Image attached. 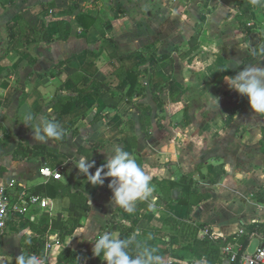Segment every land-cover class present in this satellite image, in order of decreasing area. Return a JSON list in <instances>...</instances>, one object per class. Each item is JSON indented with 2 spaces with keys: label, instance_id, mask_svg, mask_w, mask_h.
Here are the masks:
<instances>
[{
  "label": "crops",
  "instance_id": "obj_1",
  "mask_svg": "<svg viewBox=\"0 0 264 264\" xmlns=\"http://www.w3.org/2000/svg\"><path fill=\"white\" fill-rule=\"evenodd\" d=\"M80 15L94 19L83 25ZM216 34L219 54L210 56L223 90H185L178 99V90L143 88L167 76L138 58L147 46L173 58L175 85L182 79L177 50L205 46ZM247 67L264 68V0H0V184L16 180L0 264H16L21 254L60 264L66 248L80 251V264H107L92 249L108 224L118 237L128 227L143 237L195 222L238 243L251 231L246 250L253 251L264 237V113L225 80ZM132 71L138 90L123 78ZM92 80L104 88L94 90ZM214 94L230 107H205ZM45 120L63 129L59 139L34 137L32 126ZM116 146L152 177L151 196L136 200L132 213L112 199L111 177L91 195L94 185L76 167L84 156L96 162L94 173ZM44 165H63L62 178L44 177ZM79 192L89 208L81 226L64 234L53 225L70 223ZM28 195L41 202L16 211Z\"/></svg>",
  "mask_w": 264,
  "mask_h": 264
},
{
  "label": "clouds",
  "instance_id": "obj_2",
  "mask_svg": "<svg viewBox=\"0 0 264 264\" xmlns=\"http://www.w3.org/2000/svg\"><path fill=\"white\" fill-rule=\"evenodd\" d=\"M257 0H253L256 3ZM229 87L248 98L251 109L256 113H264V68L247 67L235 76H226ZM33 135L39 140L46 138L59 139L63 129L53 120H45L42 124H34ZM114 155L110 154L106 162L95 168L91 173L89 169L95 166V161L80 156L76 167L83 173L92 185H103L105 177H111L109 188L113 192L112 199L115 204L122 206L126 211H134L136 200H147L153 192L150 185L152 177L140 167L128 151L119 146L114 148ZM107 169V171H105ZM155 197H153V203ZM152 205H150L151 207ZM138 234L135 233L134 236ZM30 235V233H29ZM133 237L120 239L111 233H103L94 242L92 249L96 256L103 255L107 264H159L161 257L154 255L155 249L144 248L133 257L126 249L133 242ZM16 264H43V260L36 255H19Z\"/></svg>",
  "mask_w": 264,
  "mask_h": 264
},
{
  "label": "rangeland",
  "instance_id": "obj_3",
  "mask_svg": "<svg viewBox=\"0 0 264 264\" xmlns=\"http://www.w3.org/2000/svg\"><path fill=\"white\" fill-rule=\"evenodd\" d=\"M98 1V0H95ZM87 5L84 4V8ZM191 43L196 42L198 43L197 37L194 35L190 38ZM206 42V41H204ZM210 42V43H208ZM207 42V45L200 46V44H196L195 48L191 49L190 51H187L185 49H178L177 52L182 55V60L179 61L178 67H180L182 71V79L180 82H177L175 85L173 84V80L169 78V76H166L165 81H163L161 84H155L154 85H144L145 90H178L176 91V95L174 97L176 98H182L183 93L185 90H223L219 88L218 82L220 81L219 76V70L216 69L217 66L220 64L216 62H211L212 57L211 55H217L219 54L218 49L220 48V43H222L221 40H219V37L216 35H213L209 38V41ZM181 47V46H179ZM192 47L191 45L189 46ZM157 52H155V56H152L151 58H148L146 68L149 70V68H154L158 65V59H157ZM216 60V59H215ZM168 62V61H166ZM174 63H173V69H172V75L175 81L176 78L174 77ZM148 72V71H147ZM168 82H171V85L169 86ZM113 83V82H112ZM146 84V83H145ZM141 89V88H140ZM117 90V89H116ZM121 90V89H119ZM142 90V89H141ZM224 90H227V88H224ZM172 96V95H171ZM213 96V97H212ZM210 96V98L206 99V104H204L205 107H214L218 108H225L230 107V103H227L226 97H216V94ZM203 104V103H202ZM201 104V106H202ZM218 113L215 115L213 113L210 114L212 119H220L222 121H230L234 119L233 113H228L227 115L221 114V117L219 118ZM224 116V117H223ZM258 198V197H257ZM72 200H78V196L72 198ZM190 224H193L194 226H197L198 229V236L200 233V230L204 227L203 224L191 222ZM177 226V225H175ZM170 231L167 232H156V233H147L143 236L145 239H151L153 240V248L156 251L153 253L154 255H158L161 257V260L159 263L163 264L167 262L168 260H174L177 264H196L198 261H202L204 259L205 254V247H202L199 245V242H195V236H189L186 235L185 228L181 230V226H177L174 228V226L169 227ZM193 229H189V233L192 232ZM188 232V230H187ZM191 234V233H190ZM165 250H167L165 253ZM143 250H141L142 252ZM217 252H209L208 256L213 257L216 256ZM197 262H196V261ZM196 262V263H195Z\"/></svg>",
  "mask_w": 264,
  "mask_h": 264
},
{
  "label": "trees",
  "instance_id": "obj_4",
  "mask_svg": "<svg viewBox=\"0 0 264 264\" xmlns=\"http://www.w3.org/2000/svg\"><path fill=\"white\" fill-rule=\"evenodd\" d=\"M86 18H91L94 19L91 16H85V15H80L79 19L80 21L83 23V25L86 24ZM145 52H148L147 57H144L143 53H138L137 55L138 58H140L141 61H143L144 58H151L152 56H155V52H157V49L153 46H147L146 47ZM157 55V54H156ZM158 59V65L156 67H160V69H162L165 74H167L169 76L170 79L173 78L172 75V69H173V63L174 60L173 58L168 55V54H164L162 56H156ZM168 61V62H166ZM155 68V67H154ZM139 72L138 71H132V72H125L123 74V78L127 79L129 81V83L131 84L128 90H138L136 88L137 87V77H138ZM92 85L94 90H99V89H103L104 88V83L102 82H97L95 80H92ZM155 87V86H154ZM140 90V89H139ZM183 188H185L183 186ZM97 189V185H94L92 189H90V194L93 195L95 193ZM185 190V189H184ZM54 193H52L53 195ZM78 196V200L74 201L75 203H72L69 207V216H70V223L69 220L68 221H62V220H58L54 223L53 227L56 229L61 230L62 233L64 234H71L75 231V229L77 227L81 226V219L82 217L86 214L88 207V203H87V198L86 196L82 193L79 192L77 193L74 197ZM168 223H170L168 221ZM191 222H182V221H177L175 223H170L171 226L177 227V226H181V230L185 228L186 235L189 236H195L196 233V237H195V242H199V245L202 247H205V254H204V259L202 261H205L206 264H221L222 261V252L221 249L224 245H226L228 242H232L234 240V237L232 238H223V237H218L216 240L210 239V238H200L198 236V227L194 226L193 224H190ZM177 225V226H175ZM193 229L192 232L189 233V229ZM110 229V230H108ZM115 229H117V226L115 225H106L105 227H103L100 231V234L106 233H111V231H114ZM188 230V232H187ZM150 233L148 231H145V234ZM135 234L134 229L132 227H128L124 230L120 231V239H128L130 237H133ZM250 235H251V231H249L246 235H243L239 241L242 244V246L244 248H246V246L249 243V239H250ZM153 240L151 239H145L142 236L136 234L134 236L133 242L132 244L129 245L128 249H126V251H128V253L135 257L137 255H139L141 253V250H143L144 248H148L149 250H151L153 248ZM167 250H165V253ZM209 252H217L218 254L216 256L210 257L208 256ZM58 262L60 264H64V263H72V264H80V251H75L72 250L71 248H66L62 251V253L60 254V257L58 259ZM161 264V263H159ZM164 264V263H163Z\"/></svg>",
  "mask_w": 264,
  "mask_h": 264
},
{
  "label": "built area",
  "instance_id": "obj_5",
  "mask_svg": "<svg viewBox=\"0 0 264 264\" xmlns=\"http://www.w3.org/2000/svg\"><path fill=\"white\" fill-rule=\"evenodd\" d=\"M64 167L60 165L56 168L44 165L40 172L46 178L60 179L63 176ZM16 184V180H11L10 185L0 184V237L4 234L8 219L11 213L10 191L9 187ZM23 203L19 206H14L16 211L23 212L26 210L25 205L38 204L41 202L39 196L28 195L21 200ZM243 233V230H241ZM199 237L210 238L216 240L219 235L212 226H205L200 230ZM223 256L227 259L228 264H264V237L260 244L251 252L247 251L242 244L238 242H228L221 249ZM165 264H177L174 260H168ZM197 264H206L205 261H200Z\"/></svg>",
  "mask_w": 264,
  "mask_h": 264
}]
</instances>
